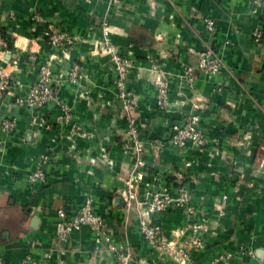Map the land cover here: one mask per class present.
Wrapping results in <instances>:
<instances>
[{
    "label": "crops",
    "instance_id": "obj_1",
    "mask_svg": "<svg viewBox=\"0 0 264 264\" xmlns=\"http://www.w3.org/2000/svg\"><path fill=\"white\" fill-rule=\"evenodd\" d=\"M203 18L215 22L212 45L222 63L215 79L223 87L218 93L194 68L206 40ZM260 19L247 0H0V37L6 44L0 48V73L9 82L0 95V123H15L11 132L0 131V257L9 264L26 256L44 264H118L104 241L95 244L89 226L65 244L55 240L56 212L69 219L89 195L99 234L117 250L126 249L131 264L166 263L136 231L144 208L134 204L138 213L127 212L117 194L119 179L139 168L124 151L125 122L107 80L106 58L92 57L85 43L61 52L43 42L48 28L89 40L104 22L110 42L132 64L125 84L138 98L141 125L138 203L149 202L161 189L171 191L180 180L206 229L205 247L190 253V264H210L220 253L229 257L228 264H264V62L263 48L251 38ZM55 57L57 73L78 68L91 75L89 83L64 84L58 94L85 139H62L69 126L56 122V100L31 110L15 104L39 65ZM186 68L193 72L190 86L183 79ZM157 71L167 78L163 111L156 108L150 81ZM84 92L86 99L78 98ZM194 114L204 137L217 142L216 155L213 149L179 151L168 144L171 126ZM44 155L45 182L29 187L26 176ZM147 217L166 237L184 230L176 209Z\"/></svg>",
    "mask_w": 264,
    "mask_h": 264
},
{
    "label": "rangeland",
    "instance_id": "obj_2",
    "mask_svg": "<svg viewBox=\"0 0 264 264\" xmlns=\"http://www.w3.org/2000/svg\"><path fill=\"white\" fill-rule=\"evenodd\" d=\"M258 11H259L260 15L263 16V13L260 10H258ZM255 12H257V11H255ZM53 30L56 31V29H53ZM108 36H109L108 27L104 22L103 23L101 22V24L99 26V35L97 37H91V39H89V40L83 39V38L81 40V38H78L80 40L78 41V39H75L73 41V43L74 44L75 43H80V44L85 43V44H87L88 47H90L89 51H90V55L92 57L106 58V62L108 64V68H109L107 80L110 82V84L112 86V90L114 91V97L118 102V106H119L121 116L125 122L124 136L126 138V141H125L126 142L125 143L126 148L124 147V151L128 152L130 154V157L134 161L135 157H136L134 155V149L137 147L135 144L137 143L141 147V151L139 153L140 158H141V155L143 153V150H142L143 148H142V144L138 140V133H139V129L141 128V125L138 123L137 116H136L137 115L136 112H137L138 98L132 91H130L126 88V84H125L128 72H129L132 64H131L129 59L121 56L118 53L116 47L110 42ZM43 42L48 47L46 40H43ZM70 47L71 46L60 47L57 49H52L50 47H48V48L52 51L54 50V51L63 52L64 50L69 49ZM56 60H59V59L57 57H55L53 59L48 58V61L46 64H40L39 65L37 76H35V79L32 81V83L30 85H28L26 91H24V93H25L24 97H17V100H19V101L25 100L28 91L31 90L32 88H34L35 86H37L38 81L41 77V68H47L50 72V75L48 76L49 78H48L47 82L45 83V86L49 92V97L47 98V102H52L53 100H56V102H58L57 108L59 109L60 114L56 117V119H58V117H62V120H60V123L62 125L64 122L63 117L66 114L67 115L70 114L69 113L70 108L67 106V104L61 102L58 99V94H59L60 88L64 84H69V85L78 87L80 85V83L83 81H87L89 83V81H91V77H90L91 75L89 73L87 74V73L83 72L82 70H80L78 68H74V69H72L68 72L66 71L64 73H57L54 70L55 64H58ZM220 62H221V60H220ZM221 69H222V63H221ZM54 72H56V74H54ZM199 73L201 75H203L201 72H199ZM183 79L188 84V86H190V84H192V82L189 83L187 81V78L185 77V73H183ZM150 81L155 88V105H156V108L158 110L163 111L167 107V78L165 77V75L163 73L157 71L156 73L152 74ZM192 81H193V79H192ZM14 85L16 86L17 89L22 88L16 82L14 83ZM222 88L223 87L221 85L220 91ZM213 91L215 93L220 92V91L217 92L215 90H213ZM162 97H163V99H162ZM78 98L85 100L86 99V93L84 92L82 94H78ZM135 98H136V101H135ZM159 98H161V99H159ZM32 99H34V98H32ZM37 100H38V98L35 97V99L32 102L33 103L37 102ZM158 101L160 104H157ZM15 104L20 106L18 102ZM26 108L31 110V108L28 106ZM38 108H40V107H36L34 109H38ZM8 121L12 122L10 120H8ZM72 121L73 120L70 117L69 122L66 124V126L67 127L69 126V128L67 129L66 133L62 135V139H64L65 141L71 142L73 136L83 138V139L87 138L88 137L87 134L83 133L81 131V129L78 126H76L75 123ZM14 126H15V123H13V125L11 126V129L7 132H11L14 129ZM71 129H72V131H71ZM205 140H206V145L199 152H205V150H207V149H208V151H210V149H213V152L216 155L215 147L217 145V142L210 140V139H206V138H205ZM50 151H52V147L48 149V152H50ZM44 156H46L48 158V155H44ZM32 172L33 171L28 173V175L26 176V180H27L28 176H30L32 174ZM44 174L46 177L45 171H44ZM135 174H136L135 171L132 170L131 172L124 174V176L121 179H119V182L122 183V188L117 191V194L119 196H121V195L125 196V194H126L125 192L127 191V188H128L126 185V182H129L128 183L129 185L134 184L133 177ZM177 176H178V174H177ZM44 182H45V180L41 184H43ZM179 182H180V180L178 181V183H176L172 186L171 191L170 190L167 191L168 197L170 199L169 203L167 204V209H174V210L176 209V210L180 211V213L183 215V218H184V225H183L184 230L178 231V233L167 236L168 238L165 236L164 232L161 230V238L159 241L160 245L154 246V247L149 246L151 249H153V250H155V252H157L160 260L166 261L165 264H190V262H189L190 253L202 251L205 247L203 234L205 233L206 229L202 228V223L204 224V220L198 219L200 222H197V219L195 218L196 217V211L191 206V203L189 201L190 197H191L190 192L188 191V189L186 187H184ZM139 183L134 184V190H133L134 193H131V195L133 196L132 204L130 205V207L128 209H126L127 212L134 213V214L138 213V211L136 212V210L133 209V206H134V204L136 205V203H138L137 187H138ZM128 191H130V190L128 189ZM222 204H223V202H222ZM222 204H220V205L222 206ZM215 207H216L217 211L221 210V209H218L220 207L219 205H215ZM140 213H141V211L139 210L138 214H140ZM138 217H139V215H138ZM136 231L139 235V231H138L137 227H136ZM165 243H171L172 245L166 246ZM177 247H184L183 250H184V253H186V258L184 259V261H181V259H180L181 252H180V249H178ZM263 251H264V249H263ZM245 254L248 255L249 258H254V252L253 251H247V252H245ZM228 259H229V257L226 256V254L220 253L219 255H217L212 260V262H210V264H228ZM260 259H261V256L259 257L258 260H260ZM128 260H130V263H127V264H131L132 260H131L130 256L128 257ZM167 260H168V263H167Z\"/></svg>",
    "mask_w": 264,
    "mask_h": 264
},
{
    "label": "built area",
    "instance_id": "obj_3",
    "mask_svg": "<svg viewBox=\"0 0 264 264\" xmlns=\"http://www.w3.org/2000/svg\"><path fill=\"white\" fill-rule=\"evenodd\" d=\"M250 6L253 8L254 11L260 10L263 13V16L260 15V18L262 20V23H264V0H247ZM34 20L38 21L36 17L33 18ZM203 27L204 32L206 35V40L204 44L203 50L199 51L196 54L195 59V70L198 72H201L209 81H211L213 88L212 90L220 91V85L216 82V77L220 73L221 70V62L218 56L215 54L213 50V37L215 33V22L211 18H203ZM260 37H261V27H256L251 32V38L254 44L260 45L263 48V56L262 59L264 61V44L260 43ZM43 40H46L48 47L52 49H57L60 47L65 46H71L73 44L74 38L67 34L64 31L59 30H51L47 29L42 36ZM0 48L5 49L6 44L0 37ZM185 77L187 78V81L189 83L192 82L193 79V72L192 68H186L185 69ZM50 75V72L47 68H41V77L38 81L37 86L32 88L28 91L25 100H17L20 106H28L31 109H34L36 107H41L44 103L47 102V98L49 97L48 89L45 86V83L48 80V76ZM0 95L4 93L9 87V82L7 75L0 73ZM35 97L38 98L37 102H32ZM34 98V99H32ZM161 99V98H159ZM163 99V97H162ZM136 101V98H135ZM25 104V105H24ZM58 105V102H56ZM157 104H160L159 101ZM64 124H67L70 120L69 115H65L63 117ZM60 120H62V117H58L56 119L57 123H60ZM199 118L197 115H190L186 118V121L182 124L173 125L171 126L170 134L168 137V144L170 147L176 149V150H183L186 147H191L197 151H200L205 145L206 140L205 137L200 130L199 126ZM13 125L12 122H9L8 120H4L0 123V131L3 133H6L11 129V126ZM72 131V129H71ZM137 147L134 149V155L135 157V165L138 170H135V175L133 177L134 184L141 182L142 180V174H141V167L143 166L142 162L139 159V153L141 151V147L139 144H135ZM48 158L46 156H40L34 166V169L32 170V174L28 176L26 182L29 187L35 186L37 184H41L45 180V174H44V166L47 164ZM152 181H156V178L153 177ZM129 182H126L127 185V191L125 192V196L121 195L119 196L122 204L125 209H128L130 205L132 204L133 196L131 193H134V184H128ZM128 189L130 191H128ZM170 199L168 197L167 188L161 189L159 192H155L150 196L149 202H143V203H136L138 206L144 208L140 213V218L137 222V228L139 231L140 237L143 239V241L150 247L159 246L160 238H161V229L158 224L151 222L147 214L148 213H159L163 212L167 209V204L169 203ZM91 197L89 195L85 196V199L80 206V208L69 218L66 219L64 213L62 210H59L56 212L57 221L55 222L53 226V233L55 240L60 244H65L69 238V236L72 233L78 232L81 227L83 226H89L91 227L95 232V244H98L100 241H104L107 245V249L110 252L114 253L115 260L118 262V264H127L130 263V260H128V253L126 249L120 248L116 249L111 243L107 236H101L99 234L100 230V219L95 216L91 209ZM167 245H172L171 243H165ZM180 249V259L181 261H184L186 258V253H184V247H177ZM0 264H9L5 262L0 257ZM17 264H44V261L42 260H34L28 256L24 257L22 260H20Z\"/></svg>",
    "mask_w": 264,
    "mask_h": 264
},
{
    "label": "trees",
    "instance_id": "obj_4",
    "mask_svg": "<svg viewBox=\"0 0 264 264\" xmlns=\"http://www.w3.org/2000/svg\"><path fill=\"white\" fill-rule=\"evenodd\" d=\"M261 23L262 20L260 19ZM3 37V35H1ZM260 43L264 44V23L261 24V37H260Z\"/></svg>",
    "mask_w": 264,
    "mask_h": 264
},
{
    "label": "water",
    "instance_id": "obj_5",
    "mask_svg": "<svg viewBox=\"0 0 264 264\" xmlns=\"http://www.w3.org/2000/svg\"><path fill=\"white\" fill-rule=\"evenodd\" d=\"M32 222H34V220H32ZM256 256L259 258L261 256V252H257Z\"/></svg>",
    "mask_w": 264,
    "mask_h": 264
}]
</instances>
